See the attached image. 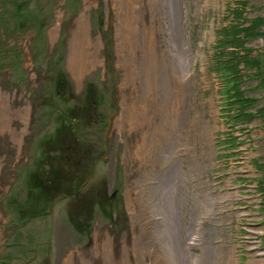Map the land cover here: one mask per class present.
I'll return each mask as SVG.
<instances>
[{
  "label": "rangeland",
  "instance_id": "obj_1",
  "mask_svg": "<svg viewBox=\"0 0 264 264\" xmlns=\"http://www.w3.org/2000/svg\"><path fill=\"white\" fill-rule=\"evenodd\" d=\"M131 1L128 64L125 0H0V264H264V0Z\"/></svg>",
  "mask_w": 264,
  "mask_h": 264
},
{
  "label": "bare ground",
  "instance_id": "obj_2",
  "mask_svg": "<svg viewBox=\"0 0 264 264\" xmlns=\"http://www.w3.org/2000/svg\"><path fill=\"white\" fill-rule=\"evenodd\" d=\"M122 2H123V0H121V4L123 6ZM124 3L128 7L127 8L124 7L125 12H124V14L123 13L121 14L122 18L120 19V24H119L120 26H119V28H117V36H118L117 46H118V51L120 53L122 52L121 49H125L127 51L128 54L124 53V58L127 60L128 64H132V61H131L132 58L129 56V53L133 49V45L135 43L134 36L136 33V31H135L136 30V26H135L136 25L135 24L136 19H134V17H132V14L135 13V10L137 8H136V3L132 2L131 0H125ZM147 3L151 4L152 0H147ZM152 23H153V18L151 16V14L146 12V14H144V16L141 18V25H143L142 30H143V37H144L143 43L141 44L142 45L141 50L143 52L141 55L143 57L141 66H142L143 70H146L145 66L147 68L151 67L153 69L154 66H156V62H157L158 58L161 56L160 52L158 51V47L156 45L155 39H154V34H153L154 32H153ZM76 25H77L76 31L78 32V34H75V36H74L75 38L73 37V41H72V45H71V53H70L71 59H73L74 64L77 60L76 59V52H77L76 48L80 45L87 43V41L89 40V37H87V34L84 32H81V30H80L81 27L84 26V18L82 16H80ZM82 31H83V29H82ZM76 37L80 38V40L78 39V41H77ZM91 46H92V44H91ZM79 52H80V50H79ZM95 57H96L95 55L94 56L92 55L93 62L96 61ZM92 60L90 62H92ZM176 61H178V63L180 64L179 68L183 69L184 67H186V64H184V63H186L187 59L184 58L183 54L181 55V57L179 56ZM85 64H86V62H85ZM87 64H89L88 60H87ZM72 70H74V69H72ZM132 70H133V67H132ZM185 71H186V69H185ZM133 75H134L133 71L127 72L125 82L130 83L132 81ZM184 89H186V88H184ZM131 91L132 90H130L129 95H128V93L125 95V105L122 108L123 111H122V115H121L122 119L124 118L131 126L137 128L138 123H140V122L134 123V120L137 121V118L140 119V117H142L141 121L144 123H142L141 126H143L146 123V121H148L147 128H149V126L151 127L152 125H154L153 129L155 131L158 130L161 132V135L159 138L161 143H165L166 140L163 138L161 139V137L164 136L165 134L167 137L169 135V130L170 131L172 130L171 127L175 123V119L173 117L174 116V109H171V107L169 108L168 107L169 104L166 105L168 102L163 100V102H164L163 104H165V106H162L159 113H157L158 115H156L159 117L160 121L158 123H153L152 118H150V117H152V115L150 114L149 109H152V108H150L148 106L149 100L147 101V99H145V96L141 97V99H140L141 107H139V109H138L136 107L135 102H133V101L127 102L129 100V98H131L133 95V92L131 94ZM148 92H149V90H148ZM148 92H146V95H149ZM147 128L146 129L142 128L143 130L139 133L140 139L144 138L146 136V134H148ZM139 131H140V129H139ZM108 250H109L108 252H110V248ZM109 257L111 258V256H109ZM107 263H109L108 260L105 261V264H107ZM66 264H69V263H66ZM112 264H114L113 261H112Z\"/></svg>",
  "mask_w": 264,
  "mask_h": 264
},
{
  "label": "trees",
  "instance_id": "obj_3",
  "mask_svg": "<svg viewBox=\"0 0 264 264\" xmlns=\"http://www.w3.org/2000/svg\"><path fill=\"white\" fill-rule=\"evenodd\" d=\"M14 9H16V12L18 13L19 12V8H17V6H15V8ZM234 93H235V95L237 96L236 98H231V102L232 103H234V102H237V103H241V108L239 109V111H240V114H244L243 112H244V106H246V103H247V101L249 100L250 101V98H248V97H244V98H242L243 96L242 95H240V93H239V90H237L236 92L234 91ZM252 100V99H251ZM230 103V102H229ZM232 103H230V104H232ZM232 107V106H231ZM243 107V108H242ZM240 114H237L236 116H238V115H240ZM246 115V116H245ZM244 116H245V118H244V120L247 118H250V117H252L253 115H252V113H245L244 114ZM31 215H33V214H30V216Z\"/></svg>",
  "mask_w": 264,
  "mask_h": 264
},
{
  "label": "crops",
  "instance_id": "obj_4",
  "mask_svg": "<svg viewBox=\"0 0 264 264\" xmlns=\"http://www.w3.org/2000/svg\"><path fill=\"white\" fill-rule=\"evenodd\" d=\"M261 111V113L264 111V107H263V109L262 110H260ZM263 121H264V118H263ZM264 123V122H263ZM263 131V130H262ZM264 132V131H263ZM263 171H264V169H263ZM263 185H264V181H263V183H262Z\"/></svg>",
  "mask_w": 264,
  "mask_h": 264
}]
</instances>
